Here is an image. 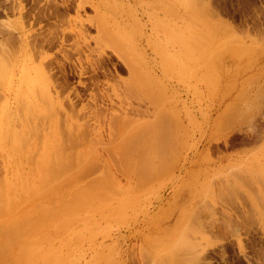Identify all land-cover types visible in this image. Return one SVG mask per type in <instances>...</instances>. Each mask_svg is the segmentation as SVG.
Segmentation results:
<instances>
[{"label":"rangeland","instance_id":"obj_1","mask_svg":"<svg viewBox=\"0 0 264 264\" xmlns=\"http://www.w3.org/2000/svg\"><path fill=\"white\" fill-rule=\"evenodd\" d=\"M59 1L0 0V264H264V0H88L107 76L94 88L71 72L74 111L37 118L25 100L41 58L71 63L23 42L49 33ZM76 48L62 47L84 65ZM92 93L112 114L131 107L134 128L157 120L166 141H90ZM58 112L57 132L87 135L45 140Z\"/></svg>","mask_w":264,"mask_h":264},{"label":"bare ground","instance_id":"obj_2","mask_svg":"<svg viewBox=\"0 0 264 264\" xmlns=\"http://www.w3.org/2000/svg\"><path fill=\"white\" fill-rule=\"evenodd\" d=\"M88 4L92 5L88 0H80V1L60 0L59 2H54L53 3V8H52L51 11L47 12V14H45V13L43 14L42 13L43 15H45V18H52L54 20V25H53L54 28L52 27L51 30L48 31L49 33L44 34L43 36H40V37H36L34 39V41H30L31 43H29V41L28 42L27 41L23 42L24 46H42L43 48L46 45L47 46L48 45H50V46L56 45V46H58V50H60V51L63 50V52H64L63 55L65 56L66 61H69L71 63L70 64L71 66L70 67L68 66L69 69H67L66 66L64 65L65 63L63 62L64 63L63 64L61 61H59V58H58V61H57V59L55 60V58H53L55 61L52 60V59L50 60L48 58L47 62L44 61L45 58H41L40 65L37 66V71H36V73L39 74L38 76L41 79L37 78V79L32 80L30 82L31 84L28 85L29 87H27V91H28L29 96L31 97V100L30 101L25 100L27 103L30 102V103H28V104H30V108L28 109V111L30 109L31 110L33 109V111L35 113L34 117L39 118L40 117L39 113H41L42 110H43V115L45 117L48 116L47 113H50V112L53 113V116H56L57 115V113H56L57 110L59 111L60 108L62 107V105L66 106L68 109H70V111H74V104H73V101L71 102L70 95H73V97H78L79 93H77V91H75L74 88H73V90H70L72 88L68 89V85H67L68 82H66V79H67L66 76L68 74H70L71 72H74L75 74H77L79 79H81L80 78L81 74L88 73L89 74V76H88V78H89L88 86L90 87V86H93L95 84L94 88H96V83L94 81L96 79H98V76H99L100 73L102 75H104V76H107L106 73L108 71L107 72L105 71V69H106L105 68V63H107V62H105L104 59H103L104 58L103 53L100 52L101 55L98 54L99 53L98 52V50H99V48H98L99 46L98 45L101 44L102 38L104 39V36H106V35H104L106 32L103 31V26L100 23V21L98 20V18L96 17V15L95 16H87L84 13H82V11H85L84 7L87 6ZM70 8L75 12V15L73 17L69 16L68 10ZM95 8L96 7H94V11H96ZM96 13H97V11H96ZM84 15H85V17H83ZM40 18L43 19L42 16H40ZM89 28H94L95 31H96V34H92L91 32H89ZM21 42L22 41L20 40V45H21ZM66 45L67 46H77L76 50H77V53H79V54L81 53L80 52L81 51V46H83V47H85L88 50V52H89L91 57L87 59V62L84 65L79 64V63L77 64V63L73 62V60H72V58L74 56L69 54L70 52L69 53L66 52L68 50L62 49V47L66 46ZM39 48H41V47H39ZM37 52H38V50H37ZM35 57L37 58V56H35ZM107 59H109V58L107 57ZM46 65H47V68H48L47 72L45 71L46 70L45 69ZM54 66L56 67L57 71L60 72V74L62 73L61 75L65 79L64 78L62 79L61 75H59L60 78L54 77L55 75L50 72V71H52L55 68ZM128 71H130V69ZM130 73H131V71H130ZM78 82H80V80ZM70 83L71 82H69V84ZM122 84H124V85L121 86L122 89H120L118 85L117 86L119 88L120 93L124 92L123 94H125V96H126V93H128V89H130L129 88L130 86L132 87V84L131 85H130V83H128V85L127 84L125 85V83H122ZM119 85H120V83H119ZM95 90H97V89H95ZM61 96H63V100L62 101L60 100ZM97 97H99V95H97ZM122 97H121V99L124 100ZM18 98L21 100V97L18 96ZM28 99H29V97H28ZM90 99H91V101H93L92 102L93 105L96 106L97 103H96V100H95V94L92 93L90 95ZM101 99H102V97H101ZM38 100H41V105H40V103H38ZM22 101L23 100H21V102ZM129 104L131 105V103H129ZM25 106H26V104H25ZM28 107H29V105H28ZM130 108L131 107H129V108L126 107V110H127L126 111L124 108H122V105H121V106H118L119 114H117V113L112 114L113 112H109L110 108H107V107L102 108L101 106H99V107L96 106L95 108L92 107V109L89 110V112L87 113V115L85 117L86 123L88 124L87 126L86 125L85 126H86V128L90 127V131H88L89 135H91V134L93 135L92 138H91V136H89L90 141L93 140L96 143H101V144L107 145V144H110V143H114L116 141H118V143H119L122 139L127 137L128 138L127 144L128 143L129 144H136L138 149L140 148V150H141V148H142L144 150L145 149L144 146L145 147L148 146L149 141L152 138H154L155 134H158L157 133L158 131H160L159 133H161V135L164 134V135H162L161 139H163V140L165 139V141H166V138L168 137L166 135L167 132H165L166 131V130H164L165 128L162 129L163 125H162V127H157L156 126L155 123H156L157 120H155V119L152 122L148 121L149 123L147 122V120H145V122H147V124L141 125V126H139L137 128H134L132 126L133 125L132 124L133 120H131L132 118H129L128 117L129 115H127L128 111L130 110ZM130 111H129V113H131ZM60 112H58L59 118H57V119L54 118V120H56V124H55V122L51 123V121L45 122L43 124V129L44 130L46 128L48 129V131L45 133V138H46L45 140L52 139V141L55 140L56 142H62L63 140H68V141L72 140L73 141L75 139V137L78 138V135L79 136H82V135H85V134L87 135V132L85 131V129L84 130L83 129H79L80 131H85V132H83L84 134L83 133L82 134H80V133L79 134L78 133L72 134V132L69 131L70 129L65 133L64 132L65 128L63 129V127L60 124V122H61L60 120L63 119V118H60V116L62 117V115L59 114ZM31 113H32V111H31ZM74 113H76V111L73 112L72 114H74ZM38 120H40V119H38ZM42 120H44V119H41L40 122ZM161 120L163 121V118H161ZM36 122L37 121H35L34 123H36ZM92 122L93 123L97 122L98 124L99 123L102 124L104 122L105 126L107 128L106 129V131H107L106 134H101L99 131L97 132L96 131L97 129L92 126ZM46 123H48V124H46ZM159 123H158V125H160ZM53 124L55 126H53ZM143 124H144V122H143ZM170 124L168 123L169 126H170ZM36 125H38V124H36ZM58 126H60V128H62L64 131L62 130L61 132H57L56 128ZM128 126H129V130H125V129H128ZM150 126H151V128H150ZM157 129H159V130L157 131ZM161 129L163 130V132L161 131ZM73 135L75 137H73ZM156 136L159 137V134L156 135ZM156 136H155V139L158 138ZM160 137H159V140L162 141L160 139ZM79 138H81V137H79ZM86 140H88V138ZM159 140L158 139L153 140L155 148H156L155 142L157 141L159 143L160 142ZM173 140H174V138H173ZM161 143H163V142H160L159 144H161ZM150 144H151V142H150ZM166 144H168V143H166ZM136 145H135V147H136ZM170 145H171V142H170ZM149 146H152V144L149 145ZM158 148H160V147H158ZM167 149H169V148H167ZM171 149H172V147H171ZM130 150H132V149H130ZM152 150H153V148H152ZM63 151H62V153H63ZM127 151H129V150H127ZM145 151H144V157L146 156ZM160 151H161V149H160ZM151 152L154 154L155 151L154 152L151 151ZM133 153H134V151H133ZM156 154H157V152H156ZM134 156H135V154H134ZM141 156H142V154H141ZM128 157H129V155H128ZM138 157H140V156H138ZM144 157H143V159H144ZM159 159L160 158H158V160ZM148 161H149V159H148ZM53 169H52V171H53ZM60 169H61V167H60ZM158 169H159V167H158Z\"/></svg>","mask_w":264,"mask_h":264}]
</instances>
